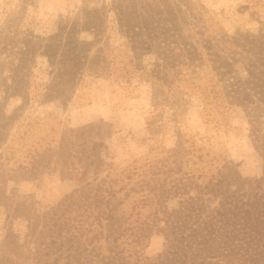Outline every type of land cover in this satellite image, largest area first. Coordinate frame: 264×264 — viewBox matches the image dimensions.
<instances>
[{"label": "trees", "instance_id": "obj_1", "mask_svg": "<svg viewBox=\"0 0 264 264\" xmlns=\"http://www.w3.org/2000/svg\"><path fill=\"white\" fill-rule=\"evenodd\" d=\"M147 4L150 15L118 17L121 44L105 34L106 20L95 9L83 10L45 41L18 27L0 32V182L7 181L17 147L35 153L28 161L35 167L43 158L39 147L47 153L54 142L47 136L44 144L34 141L38 121L29 117L17 125L19 115L3 112L2 97L83 103L89 78H115L128 86L134 76L149 83L157 109L148 119L154 132L167 128L158 120L161 111L170 105L177 116L195 91L211 105L205 124L240 108L264 155V21L257 32H229L204 5L191 3L187 11ZM83 31L91 38L82 39ZM39 56L48 62L44 88L33 77ZM81 134L72 130L62 141L74 145ZM188 135L178 132L173 149L162 146L166 157L142 163L119 167L97 157L89 178L78 167L86 148L70 151L66 166L75 188L29 217L23 243L8 234L0 252L22 264H264V173L240 179L231 161L219 162ZM103 145L96 141L93 148ZM173 199L177 204L170 207ZM153 235L166 236L169 244L147 255Z\"/></svg>", "mask_w": 264, "mask_h": 264}, {"label": "rangeland", "instance_id": "obj_2", "mask_svg": "<svg viewBox=\"0 0 264 264\" xmlns=\"http://www.w3.org/2000/svg\"><path fill=\"white\" fill-rule=\"evenodd\" d=\"M147 3L155 10H165L168 4L170 7L177 4L187 11L191 3L204 5L229 32L238 29L257 32L262 27L260 22L264 21V0H0V32L18 27L45 41L67 21L78 18L83 10L95 9L100 11V18L106 20L105 34L115 44H121L124 39L118 17L128 16L131 11L136 15H150L153 12L146 13ZM81 38L90 39L91 35L83 31ZM33 77L42 88L48 83L45 57H38ZM130 81L127 86L125 81L115 78H89L83 103L65 105L59 98L33 102L12 94L6 99L2 97L3 112L19 115L17 125L29 117L35 123L38 121L32 128L34 141L42 142L41 138L47 136L46 141L53 138L54 142L47 153L44 145L39 147L43 158L35 167L28 163L35 153L31 155L25 148L17 147L15 158L9 164L7 181L0 182V250L7 242L8 234L23 243L30 230L29 217L42 214L75 188L74 174L66 166L69 153L75 148L87 150L78 167L80 174L89 178L97 157L119 167L135 159L142 163L147 158L166 157L168 154L162 146L171 150L177 144L178 132L188 133V136H195L198 146L205 145V152L211 150L219 162L231 161L240 179L263 175V151L252 139L251 127L242 109L219 115L218 123L205 124L203 114L211 113V105L207 104L208 98L195 91L187 98L186 109L177 116H173V108L167 105L158 117L167 128L154 132L148 122L157 112L152 103L151 85L134 76ZM72 130L85 132L74 145L69 140L62 141ZM96 141H102L104 145L93 148ZM78 152L79 155L83 153ZM172 155L181 157L180 153L173 152ZM176 204L177 199L169 202L170 207ZM34 220L39 222L40 218ZM168 244L166 236L153 235L144 251L154 255ZM14 258L0 252V264H22Z\"/></svg>", "mask_w": 264, "mask_h": 264}]
</instances>
